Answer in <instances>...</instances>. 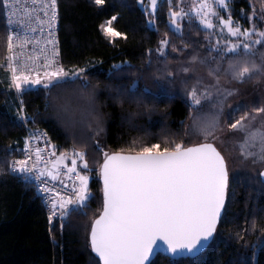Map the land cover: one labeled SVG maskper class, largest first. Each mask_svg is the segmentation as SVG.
I'll use <instances>...</instances> for the list:
<instances>
[{
	"label": "trees",
	"instance_id": "obj_1",
	"mask_svg": "<svg viewBox=\"0 0 264 264\" xmlns=\"http://www.w3.org/2000/svg\"><path fill=\"white\" fill-rule=\"evenodd\" d=\"M145 1L105 0L98 6L94 0H57L61 65L85 69L83 79L21 94L7 70L8 26L0 0V264H100L90 247V229L103 205L97 143L109 153L131 154L155 143L161 150L174 143L189 146L193 79L178 67L195 55L218 61L216 52L209 51L214 34L193 19L181 35L174 34L169 13L177 11L178 0L160 1L154 14ZM228 11L241 30L264 33V0H229ZM113 16L112 27L127 36L114 43L100 29ZM164 39L168 51L161 55ZM258 51L264 54V43ZM85 80L90 87H83ZM85 97L91 98V109ZM65 101L68 112L61 110ZM235 119L237 115L230 121ZM36 128L48 132L57 155L84 152L93 169L83 173L91 177L86 215L73 211L53 227L33 183L10 171L23 158L27 130ZM151 264H264L262 179L246 173L229 178L226 210L213 241L199 256L174 260L159 254Z\"/></svg>",
	"mask_w": 264,
	"mask_h": 264
},
{
	"label": "snow or ice",
	"instance_id": "obj_2",
	"mask_svg": "<svg viewBox=\"0 0 264 264\" xmlns=\"http://www.w3.org/2000/svg\"><path fill=\"white\" fill-rule=\"evenodd\" d=\"M56 3L57 0H46L40 5L41 15L37 27L17 33L22 36L21 44L26 45L32 40L39 43L38 37L53 35L51 29L56 20ZM94 3L102 6L105 0H94ZM157 3L158 0H151L153 12ZM218 3L226 7V0H218ZM3 4L10 10L12 0H3ZM182 11L181 9L170 13V29L177 35L182 34L180 24L177 23V18L183 19ZM210 14L217 16L222 25L221 31L226 29L231 37L247 38L255 34L254 30L249 32L242 31L238 26L233 27L230 18L219 17L218 12L214 10L213 0H202L195 13L206 30L214 28L211 19H205ZM115 19L113 16L100 25L102 34L113 38V43L115 38L127 39L125 34L112 27ZM150 25L155 30L152 22ZM45 28L48 29L46 34ZM260 35L264 36V33ZM12 41L13 37L9 35V50L14 48ZM45 43L52 44L53 50L51 54L45 55L39 64L35 62L39 56L35 59L29 57L24 61H21L18 55L9 57L10 63L7 67L11 69V84L21 94L37 86L48 92L62 84L83 79L82 73L85 69L66 70L57 63L58 53L55 51L54 39H46ZM160 43L163 48L169 42L164 39ZM216 43L218 46L210 48L209 51H215L217 57L238 53L241 49L250 54L248 43L229 42L223 47L219 46V41ZM254 43L259 44L261 41ZM13 60L15 63H11ZM256 69L255 63L236 59L228 63L227 74L232 79L242 81ZM218 71L219 68H215L209 74L215 76ZM183 72H188V68H184ZM168 75L172 74L169 72ZM83 87H90L86 80ZM81 95L83 97V93ZM189 95V107L197 112L192 118V131L202 135L207 141L208 137L220 129L224 103L232 92L220 87L217 77L214 83L207 86H202L198 81ZM85 98L89 100L91 109V98ZM206 108L209 110L205 111ZM61 110L69 111L68 101L64 102ZM254 111L264 113V107ZM21 119L24 117L21 116ZM248 119L247 115L241 116L227 127L229 130L244 132L247 127L244 121ZM35 143L39 145L40 142L36 140ZM135 143L136 141H133V144ZM48 147L47 143L43 147L37 146L33 153L26 143L23 149L25 159L15 161L10 171L14 175L22 176L26 182H37L38 193L45 196L46 205L57 219L65 220L73 211L86 215L83 208L92 197L89 193L90 177L83 173L93 171L86 159V153L73 149L71 154L61 152L57 155L54 145L51 146V151H48ZM96 151L102 153V163L96 171L103 182V205L102 215L95 219L90 229V247L102 264H149L150 257L163 245L174 255L185 251L193 253L210 243L222 212L226 210L229 188L226 159L213 143L203 142L187 147L174 143L173 147H164L162 150L161 144L155 143L141 147L135 154H125L121 151L109 153L97 143ZM261 152L260 159L264 160V147ZM74 175L78 178V184L73 181ZM261 175L264 176V173ZM54 191H66V195L59 201H53L51 194Z\"/></svg>",
	"mask_w": 264,
	"mask_h": 264
},
{
	"label": "rangeland",
	"instance_id": "obj_3",
	"mask_svg": "<svg viewBox=\"0 0 264 264\" xmlns=\"http://www.w3.org/2000/svg\"><path fill=\"white\" fill-rule=\"evenodd\" d=\"M160 1L162 0H158L157 7ZM168 1L170 2L171 0ZM145 2H147L146 8L148 12L154 14L151 9V0H146ZM201 2L202 0H184V2L178 0V7L176 10H183L181 12L183 19L177 18V23L180 24L182 32L185 28V24L191 19L198 22V24L205 29L200 23V17L195 15L196 10L199 7V3ZM228 2L229 0H226L225 7L220 5L218 0H213L214 10L217 11L219 17H222L223 19L230 18ZM143 7L145 8V6ZM171 12L172 11H170V13ZM189 12L191 15H184V13ZM205 19H211L214 24V28L208 30L213 32L215 40L210 46L211 48L218 46L216 43L217 41H219L220 47H223L229 42L236 44L248 43L250 45V54L244 53L241 49L238 53L224 55V61H221V57L223 56H220V61L212 60L210 63L207 57L208 55H195L188 57V59L178 67L179 70H181L180 73L186 75L188 78L192 77L193 85L191 86V89L197 85L198 81L201 82L202 86H207L214 83L215 79L218 77L219 86L232 92V95L228 96L224 103L223 115L220 117V129L217 130L213 136L208 137L207 141H205V138L202 135L192 131V118L197 115L196 110L193 109L192 118L188 128V145H197L203 142L213 143L221 151L227 161L229 178L236 174L243 173L250 174L252 176H259L261 178V173L264 170V160L260 159L262 154L261 149L264 147V113H257L254 110L259 107H264V54H261L258 51L259 47L264 43V36L260 35L263 32L258 31L255 28H251L248 31L252 32L254 30L255 34L250 35L247 38L231 37L226 29L221 31L222 25H220V21L216 15L210 14L205 17ZM232 26H238L240 28L239 25H236L233 22ZM255 41H261V43L256 44L254 43ZM160 47L162 52L168 51V45L163 48L162 46ZM212 53H215V51H212ZM215 54V56H217V53ZM193 57L195 59H193ZM236 59L247 60L250 64L255 63L257 69L253 71L250 76H246L242 81L232 79L231 76L227 74L228 63L234 62ZM174 62L175 60H172L171 64ZM211 63L213 64V67L210 66ZM184 68H188V72H183ZM215 68H219V71L215 76L210 75V71ZM38 87L39 86L35 88ZM198 91H200V88H198ZM188 99L190 101V95H188ZM208 110L209 109L207 108L205 109V111ZM242 111H244V115L240 114L238 116V114ZM230 115L231 118L232 116L237 115V119L241 116L247 115L249 119L244 121V124L247 126L246 131L241 132L229 130L227 125L236 120L230 121ZM253 116L255 117L254 120L252 119ZM92 118L94 117H90V119ZM86 120L88 121V119ZM97 120L98 118L95 117V121ZM249 153H254V155H249ZM90 181L89 193L91 195Z\"/></svg>",
	"mask_w": 264,
	"mask_h": 264
},
{
	"label": "built area",
	"instance_id": "obj_4",
	"mask_svg": "<svg viewBox=\"0 0 264 264\" xmlns=\"http://www.w3.org/2000/svg\"><path fill=\"white\" fill-rule=\"evenodd\" d=\"M46 0H35V7H33V0H12L11 9H6V16H7V26H8V36L11 35L13 37V45L14 48L12 50H9L8 48V37H7V46H6V56H7V65L10 63L9 57L10 56H19L21 61H24L28 59L29 57H32L35 59L37 56H39V59H35V62L37 64L42 62V59L45 55H49L52 53L53 45L45 43L46 39H54L55 41V51L58 53L56 56L57 63L61 65V50H60V41H59V11L58 6L56 3L55 11H56V20L54 23V26L52 27L51 31L53 33L52 36H41L38 37L39 43H36L35 40H32L28 44H21L20 40L22 39V36H18L17 33L19 32H27L30 28L37 27V24L40 20L41 15V7L40 5L45 3ZM50 15V13H49ZM36 17V19H33V17ZM11 22V23H10ZM46 22V21H45ZM45 34L47 33L48 29H44ZM31 62V60H29ZM11 63H15V61H11ZM7 70L9 71L11 75V69L7 67ZM28 136H27V144L30 147V150L34 153L35 148L37 146L43 147L45 143L48 144V151H51L52 142L50 140V136L48 132L45 129L42 128H36L34 130H27ZM35 134V135H34ZM36 140H39V145L35 143ZM25 159V154H23V158ZM34 159V157H33ZM47 160L48 157H45ZM31 163V162H30ZM13 167V165H12ZM73 181L78 184V178L74 175ZM33 183L34 187L37 190V182L30 181ZM38 192V191H37ZM66 195V191H54L51 194V198L53 201H59L62 196ZM42 199L45 204V208L47 211L48 220L53 227L59 219H57L56 216H53L52 211L49 206L45 203V196H42ZM51 218V220H50Z\"/></svg>",
	"mask_w": 264,
	"mask_h": 264
},
{
	"label": "water",
	"instance_id": "obj_5",
	"mask_svg": "<svg viewBox=\"0 0 264 264\" xmlns=\"http://www.w3.org/2000/svg\"><path fill=\"white\" fill-rule=\"evenodd\" d=\"M199 145V144H197ZM197 145H190V146H197ZM215 146V145H214ZM218 149V148H217ZM219 150V149H218ZM220 151V150H219ZM221 152V151H220ZM125 154H131V153H125ZM222 154V153H221ZM223 155V154H222ZM224 156V155H223ZM227 162V161H226ZM262 173H264V170L262 171ZM261 179L262 181L264 182V176L261 175ZM101 183H102V195H103V182H102V179H100ZM224 212H222V215H221V219H222V216H223ZM100 215H102V211L100 213ZM99 215V216H100ZM99 216L97 218H99ZM96 218V219H97ZM95 221V220H94ZM93 221V223H94ZM221 221V220H220ZM92 223V225H93ZM220 222L218 223L217 225V229H218V226H219ZM92 227V226H91ZM217 232V230H216ZM216 232L213 234V238L211 239L210 243L207 244L205 247L199 249L198 251L196 252H193V253H187L186 251L183 252V253H177V254H171L168 250H167V246L166 245H163L161 246L159 249H157L155 251V255L150 257V261H149V264H151L153 262V260L159 255V254H162L164 256H167L171 259H174V260H178L180 258H194V257H197L199 256L203 251H205L207 249V247L211 244V242L213 241L215 235H216ZM159 243V242H158ZM96 256V255H95ZM97 257V256H96ZM97 259L99 260L100 264H102V261L99 259V257H97Z\"/></svg>",
	"mask_w": 264,
	"mask_h": 264
}]
</instances>
